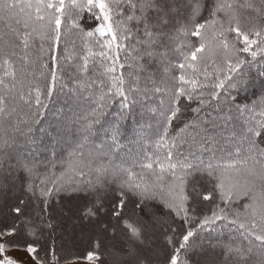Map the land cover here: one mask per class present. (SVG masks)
Returning a JSON list of instances; mask_svg holds the SVG:
<instances>
[{"label": "snow or ice", "instance_id": "6c2138e0", "mask_svg": "<svg viewBox=\"0 0 264 264\" xmlns=\"http://www.w3.org/2000/svg\"><path fill=\"white\" fill-rule=\"evenodd\" d=\"M0 264H264V0H0Z\"/></svg>", "mask_w": 264, "mask_h": 264}, {"label": "trees", "instance_id": "16d2710c", "mask_svg": "<svg viewBox=\"0 0 264 264\" xmlns=\"http://www.w3.org/2000/svg\"><path fill=\"white\" fill-rule=\"evenodd\" d=\"M252 71H253V74H255V71H256L255 68ZM129 131H130V129H129ZM208 214H210V213H208ZM203 235H206V233Z\"/></svg>", "mask_w": 264, "mask_h": 264}]
</instances>
